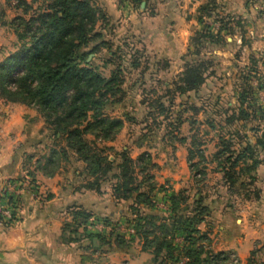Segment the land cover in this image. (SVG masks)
<instances>
[{"label": "trees", "instance_id": "1", "mask_svg": "<svg viewBox=\"0 0 264 264\" xmlns=\"http://www.w3.org/2000/svg\"><path fill=\"white\" fill-rule=\"evenodd\" d=\"M17 1V8L23 9V14L29 18L18 17L11 23L17 27L16 36L22 44L16 46L13 55L0 63V99L36 110L52 133L54 145L49 156L44 158V163L39 164V170L45 176L52 177L73 154L85 163L86 176L92 180L88 184L91 189L100 192L102 184L114 181L113 197L132 202L130 211L136 217L135 237L126 240V237L116 235L113 244L117 248L125 250L139 241L143 251L151 254L154 264H226L227 257L215 254L210 249L209 232L200 230L201 226L207 224L212 210L198 186L206 177V169L200 170L201 163H194L193 151L188 150L189 165L198 182L193 205L188 206L189 192L186 189L172 192L169 196V218L142 214L140 210L142 206L154 208L152 196L156 186L152 184L154 176L148 175L146 168V164L152 163L151 159L140 157L134 160L128 152H123L119 162V153L111 160L105 152L114 151L109 144L117 140L125 126L123 119L106 113L108 107L122 102V98L117 99V96L123 92L125 70L122 62L114 64L108 61L107 65L115 66V69L109 77H104L99 68L91 64L89 57L102 49H107L111 58H115L117 53L119 56L125 53L120 47L113 51L106 41L99 42L102 35L96 28L99 21L105 19L102 11L95 9L89 0H44L43 7L36 10L25 0ZM142 2L134 0L136 4ZM213 5L214 1L210 0L199 7V23H203L205 18H212ZM260 16L264 18V10ZM223 23L217 30L218 36L196 33L195 46L199 47L205 38L215 41L227 28ZM132 67L139 66L134 64ZM202 67L203 63L199 60L186 65L174 83V90L168 92L172 96V103L177 96L184 97L200 91L205 83ZM261 89L264 90V87ZM163 98L159 97L151 104L152 111L160 116L167 111ZM247 101V98H241V106ZM242 113L245 118L248 117L244 111ZM227 120L228 123L234 121L231 118ZM177 124L181 125L182 121L178 119ZM220 140L213 161L223 174L225 186L233 195L241 196L244 200L259 199L261 191L256 187V174L263 164L258 155L264 151V140L260 138L254 145L246 140L241 143L245 146H240V149L235 148L231 137ZM181 142L184 144L185 140ZM100 145L109 147L102 149ZM200 158L205 161L202 153ZM148 183L149 189L145 192ZM93 217L85 211L73 213L70 227L72 234L76 235L74 241L87 235V225ZM178 236L183 239L182 247L174 242ZM102 237L91 234V246L95 248L93 240L104 241ZM111 243L109 241L107 244Z\"/></svg>", "mask_w": 264, "mask_h": 264}, {"label": "rangeland", "instance_id": "2", "mask_svg": "<svg viewBox=\"0 0 264 264\" xmlns=\"http://www.w3.org/2000/svg\"><path fill=\"white\" fill-rule=\"evenodd\" d=\"M25 1L35 10L44 5V0ZM89 1L105 16L96 28L102 35L99 42L106 41L113 51L120 47L125 53L124 56L117 53L115 58H111L109 51L102 49L89 57L91 64L98 67L104 77H109L115 69V66L107 65L108 61L114 64L122 62L125 70L123 92L117 96V99L122 98V102L106 110L109 116L123 119L125 123L123 133L116 140L115 148L119 152L115 149L105 152L113 159L119 153V162L123 152H128L134 160L140 157L151 159L152 163L146 164L147 174L154 176L152 184L155 186V181H158L161 189L171 188L167 180L170 177L188 178V183L177 193L186 189L189 192L188 206H192L198 182L190 165L188 168L187 160L188 150L193 151L194 163H201L200 170L206 169V177L198 186L207 197V204L222 203L221 207L211 211V217L203 226L215 227V219L229 222L225 214L235 208L239 212L244 199L228 190L223 174L213 160L222 137H231L236 149L245 146L246 140L253 145L260 138L264 140V90L261 89L264 87V43L260 39L264 33V18L260 16L264 1L213 0V16L205 18L203 23L197 20L198 9L210 0H143L142 4H136L134 0ZM197 4L199 6L195 7ZM17 5V0H0L2 49L11 47V39L17 41L16 46L22 44L16 36L17 27L11 23L18 17L28 19L29 16H25ZM190 21L193 22L191 26ZM251 21H255L256 26ZM221 22L227 28L215 41L205 38L199 47L195 46L196 33L218 36ZM172 44L178 47L180 54L169 61L163 50ZM196 60L203 63L205 83L199 92L177 96L172 103L168 92L174 90V83L186 65ZM134 64L139 67H132ZM163 96L167 111L160 116L152 111L151 104ZM243 97L248 101L241 106ZM243 111L248 117H244ZM230 118L234 121L228 123ZM178 119L182 121L181 125L177 124ZM180 140H185V143ZM49 144L54 145L53 139ZM109 146L100 145V148ZM201 153L204 162L200 158ZM258 158L264 161V151ZM148 189L149 183L144 191ZM218 213L222 218L215 215ZM174 242L178 247L183 246L180 236ZM136 244L137 241L131 247ZM230 263L236 264L237 259L232 257Z\"/></svg>", "mask_w": 264, "mask_h": 264}, {"label": "crops", "instance_id": "3", "mask_svg": "<svg viewBox=\"0 0 264 264\" xmlns=\"http://www.w3.org/2000/svg\"><path fill=\"white\" fill-rule=\"evenodd\" d=\"M198 4L194 6L198 7ZM251 23L256 26L255 21ZM189 24L191 26L193 22ZM260 39L264 43V33ZM12 41L11 47L0 48V63L16 52L17 41ZM171 46L163 50L169 61L180 54L177 46ZM51 139L52 133L36 110L0 99V197L10 181L30 182L36 191L25 188L19 193L21 203L15 223L7 224L0 217V264H154L151 254L143 251L139 241L133 248H117L113 244L116 233L103 236L104 241L93 240L95 248L89 239L93 233L88 229L87 235L73 240L76 235L72 234L70 226L76 211L107 217L115 223L126 220L135 223L136 217L130 211L132 202L113 197L114 181L102 184L100 192L88 187L92 180L86 176V165L73 154L54 176H45L39 170V164L49 156ZM110 147L119 152L115 148L116 141ZM187 166L189 168L188 160ZM257 174L259 199L242 201L239 212L236 208L230 209L229 214H225L229 222L215 219V227H200L203 233L209 232L210 249L228 258L226 264L232 257L237 259L236 264H264V161ZM167 180L171 187L168 189H161L155 181L154 208L142 206V214L171 216L169 196L184 188L188 178L170 177ZM214 204L212 211L222 205L221 202ZM215 215L222 218V214ZM109 241L112 243L107 244Z\"/></svg>", "mask_w": 264, "mask_h": 264}, {"label": "built area", "instance_id": "4", "mask_svg": "<svg viewBox=\"0 0 264 264\" xmlns=\"http://www.w3.org/2000/svg\"><path fill=\"white\" fill-rule=\"evenodd\" d=\"M29 188L36 193L35 187L30 182L26 181H10L0 197V217L7 224L15 223L17 212L20 206L19 193L21 190ZM87 229L94 234L109 236L116 233L118 236L126 237L128 239L135 237V223L129 220L122 223H115L107 217H93Z\"/></svg>", "mask_w": 264, "mask_h": 264}]
</instances>
